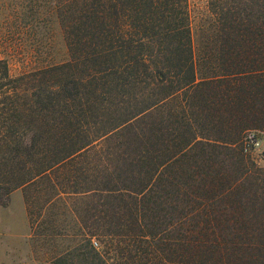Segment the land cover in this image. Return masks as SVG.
<instances>
[{"label": "trees", "instance_id": "obj_1", "mask_svg": "<svg viewBox=\"0 0 264 264\" xmlns=\"http://www.w3.org/2000/svg\"><path fill=\"white\" fill-rule=\"evenodd\" d=\"M57 3L70 61L0 56V203L23 190L39 242L66 211L86 264H264V0H209L201 78L188 0Z\"/></svg>", "mask_w": 264, "mask_h": 264}, {"label": "rangeland", "instance_id": "obj_2", "mask_svg": "<svg viewBox=\"0 0 264 264\" xmlns=\"http://www.w3.org/2000/svg\"><path fill=\"white\" fill-rule=\"evenodd\" d=\"M188 1L198 74L201 78L210 73L206 69L207 66L215 65L216 62L217 41L210 27L213 17L209 0ZM57 2L58 0H0V56L8 58L13 75L18 76L47 65L71 60L65 32L55 9ZM251 132L261 140L257 144H251L245 137L246 154L251 156L259 167L264 168V130L254 129ZM24 194L23 190H18L4 200V203H0V264H17L20 261L22 264H32L34 260L36 264H86L83 255L87 246L85 237L78 235L81 234L78 229H67L65 224H68L69 220L66 219V211L62 210L60 213L57 208L51 206L43 217L36 214V218L46 221V225L39 228L43 230L42 235L48 236L49 232L63 236L68 234V239L61 241L62 239L58 238L53 241L49 237L46 240L41 239L40 242L37 237L29 239ZM54 219L60 222V225L56 222L54 225ZM72 235L77 238L72 240ZM93 242L98 243V247L94 246L100 250L101 240L93 238ZM56 244H60L57 247L60 253L55 254L53 249ZM59 257L60 262H55Z\"/></svg>", "mask_w": 264, "mask_h": 264}, {"label": "built area", "instance_id": "obj_3", "mask_svg": "<svg viewBox=\"0 0 264 264\" xmlns=\"http://www.w3.org/2000/svg\"><path fill=\"white\" fill-rule=\"evenodd\" d=\"M246 139L251 144H257L261 140V138H258L257 135L253 132L248 133Z\"/></svg>", "mask_w": 264, "mask_h": 264}, {"label": "crops", "instance_id": "obj_4", "mask_svg": "<svg viewBox=\"0 0 264 264\" xmlns=\"http://www.w3.org/2000/svg\"><path fill=\"white\" fill-rule=\"evenodd\" d=\"M18 191V190H17ZM16 192V191H15ZM12 195V194H11ZM24 205H25V210H26V215H27V221H28V227H29V239H31L32 237H33V233H32V229H31V225H30V220H29V216H28V214H27V208H26V203H25V199H24ZM30 258V257H29ZM31 261V260H30ZM11 262H14V263H16V261H11ZM10 262V263H11ZM21 262V261H20ZM17 263V264H22L23 262H21V263ZM26 264V263H25ZM32 264H36V262H35V260L32 262Z\"/></svg>", "mask_w": 264, "mask_h": 264}]
</instances>
